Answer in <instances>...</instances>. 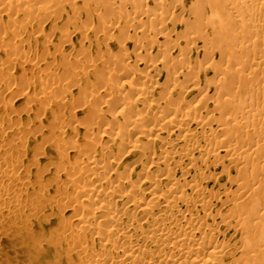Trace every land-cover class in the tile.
I'll return each instance as SVG.
<instances>
[{
	"label": "rangeland",
	"instance_id": "374dc122",
	"mask_svg": "<svg viewBox=\"0 0 264 264\" xmlns=\"http://www.w3.org/2000/svg\"><path fill=\"white\" fill-rule=\"evenodd\" d=\"M131 1L136 2V5L146 7L150 14H136V8ZM159 1L29 0L26 2V0H0V126L5 125L4 127H6L5 132H0V158L5 159L0 164V175L5 177L0 182V264H46L47 262L56 264L58 260H60L59 264H64L62 262L67 259L59 256L56 248L44 241L49 237L52 229L58 226L59 221L63 225L73 224L76 229L79 227L81 221H76V215L78 213L79 216L81 213L76 212L72 205L75 202H80L81 198H90L85 210L89 213L88 223L93 225V229L79 234H85L86 237L94 241L92 234L103 233L114 224L113 221H103V215L107 212L98 210L96 214L94 213V208L98 209L99 202L103 201V199L94 200L98 193L97 189L103 191L115 189L111 185L112 183L106 182V179H103L104 182H102L103 175H99L95 183L88 177L82 179L80 184L86 188L82 193H76L75 180L69 185L70 189H67L71 198L67 197L66 193L60 195V189L63 191L61 182L68 185L69 180L73 179L71 176L62 174L61 166L66 163L75 165L83 160L78 153L68 150L69 145L72 143L75 145L78 139L76 137V118L79 119L78 124L82 121L81 125L86 128L92 127L94 130V133H88L85 127L81 129V139H94L101 152L115 143L114 151L110 154L105 153V155L115 157L116 161L127 149L134 146L140 148L142 145H147L151 146L153 152H160V148L166 146L170 140L172 142L169 144L171 152L173 149L180 148L185 142L180 139L184 134L182 131L175 132L176 134L165 132L159 136L156 133L151 136V139L156 137L154 141L147 140V137L139 139L141 134L145 135L144 132L132 131L129 129V124L126 125L132 115L124 112L120 115L119 109L122 108L117 106L119 99L110 100L102 93V88L96 82V80L105 81L110 77L112 71L121 70V62L126 52L141 51L135 46V39L139 37L140 32L142 33V42L149 41L150 46L143 51L146 54L143 59L129 60L128 67L129 72L134 73L132 82L135 85L144 83L141 75L145 74L149 77L151 75V79L145 83L151 88L148 89L151 90L148 95L154 94L157 89L154 86L157 83L164 85L172 75V72L169 75L168 72H165L166 69L159 63V56L153 58L156 63L148 59V57L152 58L153 48L162 49L164 45H167V42L164 43L166 37L169 38L171 44L182 46L186 53L190 50V54L187 53L190 61L194 63L196 69L203 73L199 85L203 83L202 86H204L211 80L219 79V75L214 70L205 71L206 65H201L199 62L204 61L202 49L207 45L219 49V52H215L211 56V61L214 60L222 65L228 64L229 47L222 42L208 39L206 22L209 18L207 13L209 8L202 9L203 12L199 15L200 28L202 27L203 34H207L206 38L195 40L190 44L185 43L187 41L181 37L187 24L182 21V18L189 15L186 11L194 7V1L161 0L163 5H158ZM223 4L228 6L231 15H234L233 8L226 1L221 5ZM255 7H257L256 4L244 6L237 12H242L244 19L248 22L264 18V11L254 10ZM161 12L168 17L165 18V24H162L166 26L158 28L159 24L156 20L154 21V17H157ZM136 18H138L139 24H135L134 19ZM143 25L147 26L146 31L137 29L138 27L142 28ZM188 27L190 29L185 33L196 34L195 25L190 24ZM239 30L240 27L236 24L235 31ZM262 36L264 37V28L253 32L250 40L256 41L262 39ZM235 48L243 49L239 46ZM254 54L253 50H244L240 61L249 56L252 57ZM173 55L175 54H168L169 57H173ZM151 61L152 64H156L154 70L161 68L155 72L165 73L162 77L154 71L147 74L151 67ZM103 62L105 63L103 64ZM91 63H95L97 68L90 75L83 71L76 72V70H88ZM255 73L259 77L263 74L258 71ZM127 79L129 80V78L123 80ZM183 79L178 81L182 83ZM110 86H121V81L112 78ZM240 86L243 90L245 89L242 82ZM160 88V95L163 97L165 91L162 87ZM198 95L200 96L198 92H190L182 94V97L178 99L187 97L188 100L190 99L189 101L197 102ZM84 97L87 98L88 104L84 103ZM108 100L110 103L107 102ZM213 100V103L217 105L222 104V98L213 97ZM79 104L82 113L76 117V108ZM208 104L207 108H202L198 113L210 112L213 105L209 104L208 106ZM144 108L142 103L136 106L138 111L145 112ZM89 113L92 116V123L86 124L84 120ZM100 115L102 116L99 117ZM97 121L99 125H96ZM58 122H63V124H58ZM219 126V124L212 126L211 137H219L222 134L219 132ZM191 127L196 131L195 125ZM118 133L124 134L126 138L124 146L121 144L119 149L120 140L118 138L117 141L116 138ZM177 133H180V136ZM233 135L231 138L242 141L250 134L248 133L244 139L241 138L240 132ZM235 135L239 137H235ZM197 139L202 144L206 141L203 137ZM82 145L83 149L89 147L88 143L83 142ZM61 150L62 153H60ZM134 155L141 157L139 152H134ZM126 160L133 161V165H128V174H131L134 165H138L140 160L133 158L132 155H128ZM127 162L124 161L121 165ZM144 163L139 166L140 174L133 177L136 180V185L131 190L130 197H124L123 194L125 189L126 191L130 189L129 187L116 188V192L112 196V206L117 208L121 226L127 227L132 222L137 225L146 217L144 213H138L137 210L135 211L134 208L127 205V202L137 200L141 194H144V191L149 190L150 185L141 184L140 179L145 178L148 181L157 179L154 172L149 171ZM80 165L84 166L82 163ZM86 166L89 168V164ZM112 166L110 165V167ZM168 167L167 169L172 172L178 170L174 163H170ZM139 175L141 176L139 177ZM180 175L179 173L178 176L180 177ZM225 175L236 180L240 175V168L228 161L225 165ZM188 177L189 180L194 177L193 179L198 183H209V187L217 188L219 192L229 191L228 201L233 199V192L237 188L233 184L227 185L226 188L218 187L215 184L217 176L213 180L206 181L201 180L199 173H193V176ZM226 182L227 180H224L221 184ZM93 187L94 189H92ZM257 187L259 189L253 197L264 202L262 195L264 173H261V181ZM61 197H67V199L55 200ZM119 199L122 200L117 203L116 200ZM64 205L66 208L63 207ZM51 215L53 216L49 219ZM146 228L149 227L146 226ZM222 230L220 241L231 240L230 243H234L241 237L236 234L232 239L230 236L225 238L224 233L227 228L223 227ZM141 242L147 249H158L160 255L163 254L162 247L167 253H170L171 250L169 246H162L166 243L157 235L141 239ZM94 243L99 250L101 245L98 239ZM38 246L41 247L38 248ZM37 253H41L42 257L35 260ZM240 255L231 245L228 257L233 258ZM68 256L72 257L73 254L69 253ZM110 256L117 261L115 249L110 250ZM85 259H89V257ZM70 261L68 264L71 263ZM76 264H81V259L77 255ZM212 264L226 263L215 260Z\"/></svg>",
	"mask_w": 264,
	"mask_h": 264
},
{
	"label": "bare ground",
	"instance_id": "6f19581e",
	"mask_svg": "<svg viewBox=\"0 0 264 264\" xmlns=\"http://www.w3.org/2000/svg\"><path fill=\"white\" fill-rule=\"evenodd\" d=\"M174 1L176 0H172V2ZM193 1L194 7L186 11L187 14L189 13L187 15L189 17L182 16V21L187 23L181 33L182 39L187 41L185 43L192 44L195 40L206 38L207 34H203L202 27L200 28L199 15L203 10L209 8L207 11L209 18L206 22L208 39L222 42L229 47L228 64L222 65L214 60L211 61V56L215 52H219V49L214 46H203L204 61L199 62L201 65H206L205 71L214 70L219 75V79L211 80L204 86H202L203 83L199 85L203 73L196 69L194 63L190 61L188 56L190 50L187 51L189 53L187 54L182 46L171 44L169 38L166 37L164 43L167 42V45H164L162 49L153 48L152 58L148 57V59L155 62L154 56H159V63L166 69L165 72H168V75L172 72V75L164 85L157 83L154 86L157 89L150 96L148 94L151 90L148 89L151 88L145 83L151 79V75L150 77L145 74L141 75L144 83L135 85L132 82L134 73H130L128 67L129 60L143 59L146 55L143 51L150 46L149 41L142 42V33L140 32L139 37L135 39V46L141 51L126 52L121 62V70L112 71L110 77L105 81L96 80L106 97L110 100L119 99L117 106L122 108L119 109L120 115L123 112L132 115L126 125L129 124V129L132 131L144 132L145 135L141 134L139 139L147 137V140H150L151 136L156 133L159 136L165 132L173 134L182 131L184 134H181L182 138L180 137V139L185 142L180 148L173 149L171 152L169 150V144L172 143L170 140L167 145L165 144L166 146L160 148V152L154 151L155 153L151 146L142 145L140 148L134 146L127 149L116 161L115 157L105 155V153L110 154L114 151L115 143L101 152L94 139H81L80 130L85 126L81 125L82 121L78 124L79 119L76 118V137L78 139L76 138L75 145L74 143L69 145L68 150L82 156L83 160L80 163L84 166L82 167L80 163L75 165L66 163L61 166L62 174L71 176L73 179L69 180L68 185L61 182L63 191L60 189V195L66 193L67 197L71 198L67 189H70L69 185L75 180L76 193H82L86 189L83 184H80L82 179L88 177L95 183L96 178L103 175L101 180L106 179V182L112 183L111 185L115 189L129 187L130 189L128 191L125 189L123 194L124 197H130V192L136 185V180L133 177L140 174L139 166L144 162L147 169L153 171L157 179L154 181L140 179L141 184L150 185L149 190L144 191V194H141L137 200L127 202V205L134 208L135 211L137 210L138 213H144L146 217L137 225L132 222L127 227L119 224L120 216L117 208L112 206L115 189L105 191L97 189L98 193L94 200L103 199V201L99 202L98 209L94 208V213L96 214L98 210L107 212L103 215V221L114 222L103 233H91L94 241L98 239L101 245L99 250L91 238L86 237L85 234H79L93 229V225L88 223L89 213L85 210L90 198H81L80 202H75L72 207L76 212L81 213L79 216L78 213L76 215V221H81L79 227L76 229L73 224L63 225L59 221L58 226L52 229L49 237L44 241L54 246L59 256L67 259L62 262L64 264H68L69 260H71L70 264H76V255L81 259V264H187L188 262L191 264H212L215 260L226 264H264V202L253 197L259 189L257 186L261 181V173H264V37L262 36V39L256 41L250 40L253 32L264 28V18L248 22L244 19L242 12H237L242 7L252 4L257 6L254 10L262 12L264 11L262 10L264 9V0ZM224 1L233 8L234 15H231L228 6L221 5ZM131 3L136 8V14H150L143 5H136V2L133 1ZM160 4L163 5L161 0L158 2V5ZM166 17L168 16L162 12L154 17V21L156 20L159 24L158 28L166 26L162 25L165 24ZM134 20L135 24H139L138 18ZM190 24L195 25L196 34L194 35L185 33L190 29L188 27ZM236 24L240 27L238 32L235 31ZM137 29L146 31L147 26L143 25L142 28L138 27ZM236 46L243 49H236ZM244 50H253L255 54L240 61ZM172 53L175 55L169 57L168 54ZM188 61L190 62L188 63ZM153 62L151 61V67L147 74L151 71L157 73L155 71L161 69L158 67L159 69L154 70L156 64H152ZM96 68L97 65L91 63L88 70H76V72L83 71L90 75ZM257 71L263 74L259 77L255 73ZM157 74L162 77L165 73L159 71ZM112 78L121 81V86L111 87ZM126 78L129 80H123ZM181 78H184L182 83L178 81ZM241 82L245 85L244 90L240 86ZM158 87H162L165 91L163 97L160 95L161 88L159 90ZM190 92L200 94L197 102L189 101L190 99L188 100L187 97L178 99L182 97V94ZM213 97L222 98V104L213 103ZM83 99L85 104L89 103L86 97ZM110 100L107 102L110 103ZM208 102L213 105V111L199 114L198 112L205 108ZM140 103L145 106V112L136 109ZM77 106L76 117L82 113L81 105ZM91 118V113H89L84 120L86 124L92 123ZM58 124H63V122H58ZM214 124L220 125L218 129L222 134L219 137H211ZM193 125L196 126V131L192 129ZM4 126H0V132H5L6 127ZM40 128L39 130H41ZM85 130L88 133H94L92 127H85ZM239 132L242 139L248 133L250 135L242 141L231 138L234 133ZM177 134L180 136V133ZM198 137L205 138L204 144L198 141ZM235 137L239 136L235 135ZM116 138L117 141L118 138L120 140L119 149L121 144H125L126 138L124 134L119 133ZM155 138L151 141H154ZM174 141L176 142V140ZM83 142L89 144L88 149L86 147L83 149ZM134 152H139L141 157H136ZM128 155L140 160L138 165H134L131 174H128V165H133V161L126 160ZM155 155L159 158H156ZM4 160V158H0V164ZM124 161L128 162L121 165ZM228 161L240 168V175L236 180L225 175V165ZM170 163H174L179 171L172 172L167 169ZM86 164H89V168ZM110 165L113 166L110 167ZM193 173H199L202 178L200 179L204 181L213 180L217 176L215 184L220 188H226L229 184L237 186L232 195L233 199L228 201L229 191L219 192L217 188L209 187V183L196 182L194 177L189 180L188 176H193ZM4 178L0 175V182ZM224 180L227 182L221 184ZM262 195L264 197V190ZM67 197L55 200L67 199ZM121 200H116V202L120 203ZM139 204L142 205L139 206ZM63 207L66 208L65 205ZM89 209L92 210L90 207ZM53 215L49 216V219ZM223 227L227 228L224 233L225 238L230 236L232 239L236 234L241 237L234 243H230L231 240L220 241ZM155 235L165 241L166 244H162V246H169L170 253H167L162 247L163 254L160 255L158 249H147L144 244H141V239ZM231 245L241 254L239 257H228ZM40 247L38 246V248ZM114 249L117 261L110 256V250ZM69 253H72L73 256L69 257ZM41 257V253H37L35 260ZM86 257L89 259H85ZM58 262L56 264H59ZM46 264H50V262Z\"/></svg>",
	"mask_w": 264,
	"mask_h": 264
}]
</instances>
